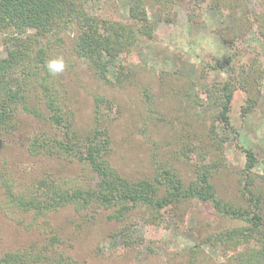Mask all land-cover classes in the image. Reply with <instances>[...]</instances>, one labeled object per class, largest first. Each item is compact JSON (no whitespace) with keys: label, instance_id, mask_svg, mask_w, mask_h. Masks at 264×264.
<instances>
[{"label":"trees","instance_id":"16d2710c","mask_svg":"<svg viewBox=\"0 0 264 264\" xmlns=\"http://www.w3.org/2000/svg\"><path fill=\"white\" fill-rule=\"evenodd\" d=\"M96 1L0 0V48L6 53L0 56V160L1 153L5 156L0 162V218L30 234L9 249L1 246L0 235V264H80L74 255L75 239L52 224L51 215L66 210L86 225L114 223L110 233L120 243L115 250L121 259L134 257L145 241L152 254L151 245L168 228L167 212L174 210L171 215L179 220L178 211L191 203H208L220 216L245 225L205 237L186 251V264L199 263L203 244H220L229 250L250 243L229 257L227 264H264V174L253 170L256 153L241 148L245 157L241 203L224 201L213 184L225 166V143L236 132L229 116L233 95L237 90L247 93L240 113L247 116L257 106L263 83L260 55L242 63L241 45H233L231 39L241 38L237 29L243 27L264 38V12L241 8V0H124L122 20L113 13L99 15L90 10L89 4ZM175 6L185 8L187 21L194 24L207 11L228 13V27L214 32L229 47L230 55L219 62L206 59L203 66L195 67L201 78L210 70L226 77L210 83L200 94L178 84L183 78L178 68L171 72L160 69L154 76L141 61H134L136 57L140 60L136 55L139 41L153 39L156 22L170 24ZM51 35L53 46L48 47ZM66 38L70 62L63 60ZM56 49L65 65L78 64L107 89L93 95L91 125L84 132L76 128V110L66 102L59 74L52 75L46 68L55 59ZM144 75L151 79L149 84L143 83ZM129 90L139 95L149 123L172 129V133L177 128V109L187 108L188 119L182 118L185 124L178 141L166 142L178 144L177 159L192 173L187 181L165 161L155 162L154 175L137 180L124 176L112 164L115 128L122 115L117 100ZM173 98L179 103L167 108L172 114L156 108ZM19 109L41 123L28 124L26 134L13 140L23 145L18 151L28 160L24 165L16 150L15 156H7L2 144L19 130ZM72 166L78 167L77 172L70 170ZM2 225L0 221V228Z\"/></svg>","mask_w":264,"mask_h":264},{"label":"rangeland","instance_id":"374dc122","mask_svg":"<svg viewBox=\"0 0 264 264\" xmlns=\"http://www.w3.org/2000/svg\"><path fill=\"white\" fill-rule=\"evenodd\" d=\"M124 4V0H97L89 4V8L99 15L113 13L115 15L112 16L118 18L119 15V19L125 20L123 17L125 15ZM239 5L251 13L254 11L264 12V0H241ZM228 23L227 11L214 10L203 13L201 20L194 24L187 21L185 8L175 6L170 24L156 22L153 39L150 41L141 39L139 41L136 55L140 60L136 57L134 61H141L146 66V72L154 76H157L156 74L160 69L171 72L178 68L184 78H181L178 84L185 85L189 92L200 94L210 83L221 81L226 77L223 73L210 70L204 78H201L195 67L203 66V61L206 59L219 62L230 55L231 50H229V47L221 41L218 33L215 34L214 32L219 28H227ZM237 30L241 38L231 40H235L233 45H241V47L238 46V49L242 50L239 54L240 61L246 64L249 58L258 54L264 73V38L259 36L258 38L251 32L247 33L245 27ZM53 36L48 37V47L53 46ZM229 36L230 34L226 38L228 39ZM209 39L212 43L211 49L207 44ZM64 40L67 44L62 48L63 60L70 62L71 58L68 54L70 41H68V38ZM57 50L54 54L55 59H59L56 54ZM5 55L4 48H0V56L5 57ZM65 66V70L61 75H58L61 79L60 88H62L61 91L65 95L68 105L76 110V128L79 132H84L91 125L93 95L104 93L107 89L92 76H89L78 64L74 67ZM67 67L69 68L67 69ZM143 77V83L149 84L151 82V79L145 75ZM151 85L153 86L154 83ZM153 90L155 92V87H153ZM134 91L129 90L126 94L122 93L120 99L117 100L121 104L122 115L115 128V144L111 156L112 164L124 176L137 180L146 178L147 175H154L156 172L155 162L165 161L164 164L166 163L178 169L181 178L187 181L192 173L187 164H182L177 159L175 151L178 149V144L166 145L167 141L174 139L178 141L179 135L181 136L183 132L181 127H184L185 124L183 119L185 117L188 119L187 108H185L186 111L181 110V108L177 109L176 119H174L177 128L172 133V129L166 130L164 126L149 123L145 116L143 104L140 102V97ZM246 96L247 93L242 90H237L233 95L229 116L236 132L229 134V139L224 147L225 166L222 168L220 175L213 180L217 195L224 201L233 204L243 201L240 197L242 185L240 179L241 169L245 165V157L241 148L250 149L256 153L258 161L253 170L258 175L264 174V74L257 106L251 114L243 117L240 113L242 106L245 105ZM116 97L118 96L116 95ZM162 103L164 106L162 104L156 105V108H161L162 112L170 115L172 112L167 108L178 106L179 102L176 98H173L171 102L166 101L164 103L162 101ZM182 106L184 107L185 104ZM19 113V130L10 140L9 137L3 139L2 144L5 147L3 152L7 156H15L16 152L13 150H16L19 161L24 165L28 160L22 157L21 152L18 151L23 145L13 140H20L26 134L28 124L40 126L41 123L33 121L31 117L23 114L24 112L21 109H19ZM146 127L147 130L143 132L142 129ZM1 154L0 162L5 160L4 154ZM29 162L31 161L29 160ZM73 169L72 166L70 170ZM77 170L78 167L75 171L77 172ZM29 174L32 175V173ZM256 185H258L257 182ZM4 201L5 199H3ZM174 212L170 209L165 215L168 228L161 230L156 242L151 245L155 252L152 254L148 252L147 246L150 243L145 241L135 256L126 260L121 259L118 256V251L115 250V247H118L120 243L110 233L111 228L115 226L114 223L108 224L104 221H98L96 224L86 225V223H81L71 210L53 214L51 219L52 224H55L62 234L66 233V235L68 234L75 239L74 255L79 259L80 264H186L189 258L186 251L193 245L200 244L205 237L245 225L242 221L220 216L208 203L185 204L178 211L181 215L179 220L171 215ZM70 220L72 223H68ZM0 221L4 224L0 228V235L3 236L1 241L3 248L17 247L26 238L30 237V234L22 233L21 226L15 225L13 221L7 219L3 221L1 218ZM219 245L213 247L211 244H203L201 246L203 253L198 264H227L229 257L244 251L251 243L229 250Z\"/></svg>","mask_w":264,"mask_h":264},{"label":"clouds","instance_id":"9594fccd","mask_svg":"<svg viewBox=\"0 0 264 264\" xmlns=\"http://www.w3.org/2000/svg\"><path fill=\"white\" fill-rule=\"evenodd\" d=\"M207 44H208V47L211 49L212 43L210 39L207 41ZM46 68L48 72L51 73L52 75H57V74L62 73L65 70V64L62 59H54V60H50L46 64Z\"/></svg>","mask_w":264,"mask_h":264}]
</instances>
